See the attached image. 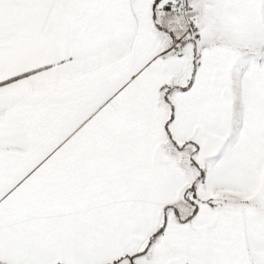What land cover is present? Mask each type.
<instances>
[{"label": "snow or ice", "instance_id": "6c2138e0", "mask_svg": "<svg viewBox=\"0 0 264 264\" xmlns=\"http://www.w3.org/2000/svg\"><path fill=\"white\" fill-rule=\"evenodd\" d=\"M0 264H264V0H0Z\"/></svg>", "mask_w": 264, "mask_h": 264}]
</instances>
